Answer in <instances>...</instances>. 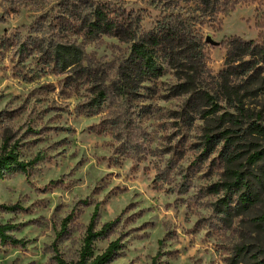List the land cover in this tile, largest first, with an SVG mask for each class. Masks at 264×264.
Returning <instances> with one entry per match:
<instances>
[{
	"label": "rangeland",
	"instance_id": "rangeland-1",
	"mask_svg": "<svg viewBox=\"0 0 264 264\" xmlns=\"http://www.w3.org/2000/svg\"><path fill=\"white\" fill-rule=\"evenodd\" d=\"M61 1L0 0V114L16 111L0 124V153L7 143L17 146L23 160L43 157L30 174H14L0 181V205L21 207L17 212L0 210V222L18 225L14 235L26 242L25 247L0 246V264H53L54 246L66 260H77L97 206L100 224L120 217L111 234L95 244L96 254L117 239L124 244L123 254L110 264H152L158 254V264H232L237 248L248 251L246 260L237 264H252L256 255L264 259V221L260 219L264 184L259 202L249 212L225 217L217 210L219 196L209 189L220 181L223 168L199 160L202 147L198 145L207 123L198 121L189 136L174 139L167 117L166 126L153 116L141 119L120 98L107 111L85 116L77 109L85 99L84 90L67 100L57 92L37 91L44 83L58 85L63 76L45 75L26 82L15 75L19 60L5 49L4 41L37 35L34 31L40 22L55 17ZM94 1L140 13L145 31L153 29L164 15L160 0ZM204 23L208 68L217 74L224 65V41L234 36L256 40L264 33V0H247L228 16ZM86 52L113 80L130 46L101 37L88 44ZM171 80L169 75L164 77L161 87L166 88ZM151 103L168 112L178 109L181 100ZM257 110L264 114V97ZM111 113L135 126L130 139L141 153L130 151L139 161L120 153V145L130 139L119 143L110 134L93 129ZM209 125L218 127L217 122ZM256 141L264 145V139ZM172 151L179 153L171 158ZM261 167L264 164L244 169L259 175ZM70 214L73 221L68 232L60 234Z\"/></svg>",
	"mask_w": 264,
	"mask_h": 264
},
{
	"label": "trees",
	"instance_id": "trees-1",
	"mask_svg": "<svg viewBox=\"0 0 264 264\" xmlns=\"http://www.w3.org/2000/svg\"><path fill=\"white\" fill-rule=\"evenodd\" d=\"M164 15L153 29H143L140 13L110 3L94 0H62L55 17L40 22L37 35L26 40L6 39L5 49L18 58L15 75L33 82L45 75L63 76L58 85L44 83L39 94L57 92L67 100L85 91V99L77 106L85 116H96L109 109L120 98L125 108L137 111L143 118L155 117L173 128V138L189 136L195 123L204 121L199 160L209 161L210 167L223 168L222 178L209 191L218 195L216 208L225 217L249 212L260 200L261 174L244 169L264 164V114L257 110L264 97V33L256 40L234 36L221 45L226 55L223 68L214 74L208 68L207 41L202 31L204 22L228 16L237 5L247 0H160ZM53 19V20H52ZM101 37L116 38L130 46L128 56L110 79L89 59L86 46ZM30 62V67L27 62ZM171 76L166 88L162 79ZM181 100L176 110L164 112L153 101ZM16 111L0 114L2 120L11 119ZM120 115L107 114L93 126L98 133L110 134L121 143L130 139L133 125L123 122ZM218 127H211L210 122ZM165 122V123H163ZM165 124V125H164ZM172 138V137H171ZM140 154L139 147L129 142L120 145V153L139 161L131 149ZM179 152L172 151V157ZM43 157L21 159L16 145L4 144L0 153V181L14 174L28 175ZM244 160V163H240ZM163 178V171L159 169ZM0 210L17 212L19 205H0ZM264 221V215L260 217ZM120 217L100 224L99 208L95 207L86 227L77 260H66L58 249H52L53 264H110L124 252L120 239L112 241L101 253L95 244L111 234ZM73 221L70 214L63 220L60 234L68 232ZM18 225L0 222V246L25 247L26 242L15 237ZM244 248H237L232 264L247 258ZM161 255L153 258L158 264ZM252 264H264V259L253 257Z\"/></svg>",
	"mask_w": 264,
	"mask_h": 264
}]
</instances>
